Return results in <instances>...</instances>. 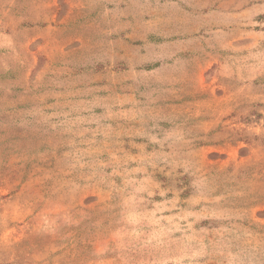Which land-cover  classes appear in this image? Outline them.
Returning <instances> with one entry per match:
<instances>
[{
  "label": "rangeland",
  "instance_id": "obj_1",
  "mask_svg": "<svg viewBox=\"0 0 264 264\" xmlns=\"http://www.w3.org/2000/svg\"><path fill=\"white\" fill-rule=\"evenodd\" d=\"M0 264H264V0H0Z\"/></svg>",
  "mask_w": 264,
  "mask_h": 264
}]
</instances>
